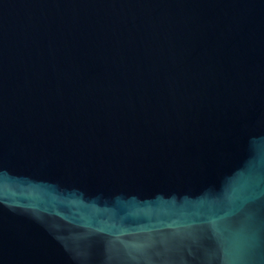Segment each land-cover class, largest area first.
<instances>
[{
  "label": "water",
  "instance_id": "1",
  "mask_svg": "<svg viewBox=\"0 0 264 264\" xmlns=\"http://www.w3.org/2000/svg\"><path fill=\"white\" fill-rule=\"evenodd\" d=\"M0 264H264V0H0Z\"/></svg>",
  "mask_w": 264,
  "mask_h": 264
}]
</instances>
